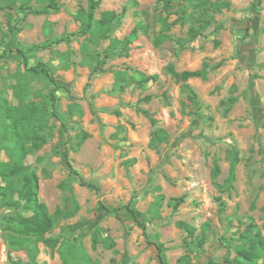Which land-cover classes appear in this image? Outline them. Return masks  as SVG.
I'll use <instances>...</instances> for the list:
<instances>
[{"label": "rangeland", "instance_id": "374dc122", "mask_svg": "<svg viewBox=\"0 0 264 264\" xmlns=\"http://www.w3.org/2000/svg\"><path fill=\"white\" fill-rule=\"evenodd\" d=\"M58 3L57 13H34L43 10L36 0H25L23 9L16 0L12 10H0V96L16 105L12 87L25 68L20 55L6 48L23 49L28 66L48 65L65 88L34 78L25 100L42 103L54 90L65 125L48 108L47 141L24 160L38 176L40 200L52 215L68 207L66 197L78 204L72 217L55 218L47 236L58 243L53 249L38 243L36 261L61 264L69 246L78 256L87 254L90 264H179L183 256L189 264H232L250 224L264 239V0L175 1L168 10L156 0H100L94 19L106 11L122 14L105 39L80 33L75 16L88 12V0ZM164 18L172 24L170 40L156 46ZM206 18L210 25L191 41L189 29ZM138 21L148 33L139 34L125 54L111 42L123 41ZM61 38L68 41L56 43ZM203 63L206 78L186 82L197 96L192 103L168 68L180 73ZM228 98L235 103L224 113ZM158 129L166 135L162 142L153 140ZM83 132L89 137L78 146ZM66 154L99 194L80 186ZM0 157L6 160L5 152ZM234 160L235 180L228 185ZM158 196L163 200L156 210ZM125 205L145 231L126 210L100 213L103 206ZM15 216L0 209V264L29 259L27 251H11L4 242V227ZM79 223L85 225L71 231ZM106 237L112 249L104 246ZM156 245L163 248L161 257Z\"/></svg>", "mask_w": 264, "mask_h": 264}, {"label": "trees", "instance_id": "16d2710c", "mask_svg": "<svg viewBox=\"0 0 264 264\" xmlns=\"http://www.w3.org/2000/svg\"><path fill=\"white\" fill-rule=\"evenodd\" d=\"M30 1V0H27ZM43 10L41 12L34 13H48L49 11L57 13L60 10L58 0H36ZM158 5H161L164 10L172 8L175 1L180 5L195 4L202 0H156ZM89 8L88 12H79L75 18L80 22V33L86 34L90 32L96 38H107L112 31L113 23L119 21L122 14H117L114 11H106L101 14L99 19H94V11L99 7L100 0H88ZM16 6V0H0V10H12ZM216 9L220 6L214 5ZM25 7V0H20L19 9ZM32 11L31 7H27ZM207 11H209L207 9ZM210 21L206 18L202 25L198 28L191 27L188 31L189 39L194 40L200 33L205 30ZM174 24V22H173ZM172 24L166 22L165 18L161 21L160 31L154 34V44L160 45L166 40H170V36L166 33L169 31ZM148 25L142 21H138L130 34L123 40H112L111 44H118L122 46L125 54L129 51V46L135 42L139 36L147 35ZM2 37H6L2 33ZM68 41L67 38H61L56 43ZM47 47V46H44ZM43 47V48H44ZM32 46V50L35 49ZM7 51H16L22 61H24V72L15 76V83L12 87L13 98L16 100V105H11L7 98L0 96V154L5 152L6 160H2L0 157V209L8 208L15 211L16 216L11 218L13 225L8 224L4 227V242L7 248L11 251L25 250L28 253L29 259L26 262L14 261L12 264H39L36 261L37 249L36 245L42 243L48 248H55L58 240L49 235L54 229V221L57 217L69 218L75 215L78 211V204L75 199L66 197L65 200L68 203V207L61 209L57 208L52 215L44 202L39 198V182L38 176L35 170L24 164V160L27 155L33 151L40 149L47 141L45 134H42L47 127L46 114L50 110V116L59 120L63 126L59 114L57 113L56 98L54 96V90L61 89L63 86L56 83L51 68L44 64L38 63L34 66H28L26 53L20 48H6ZM169 74L176 82L182 84L183 90L188 92V98L192 103L196 102L197 96L193 90L186 84L191 78L205 79L208 72V65L203 63L202 68L194 71L176 72L173 67L168 68ZM34 78L46 79L50 84L54 86L48 96H45V101L42 103L28 102L25 100L30 96L29 82ZM156 77H152L155 79ZM65 89V88H63ZM148 100L149 98H145ZM50 102V105H48ZM235 103L234 98H228L223 101V105H227L224 113H227L230 107ZM152 123L155 122L154 118L147 112L141 111ZM89 137V134L83 132L79 136L78 146ZM166 139V135L160 129L156 130L153 135V140L156 142H162ZM66 160L71 169V173L79 180V184L82 187L87 188L90 191L99 194L100 188L97 184L86 181L79 173L74 170L68 160L66 154ZM235 160L230 168L229 177L226 180V184L230 185L235 180ZM163 200V196H158L157 201ZM158 201V202H159ZM183 201L182 198L178 199L174 205V209ZM161 203H157V208ZM120 210H126L132 214L136 224L145 231V224L139 222L136 219L135 211L129 205H125L119 208H108L103 206V210H100L102 215L112 213L117 215ZM84 223H79L71 227V231L83 227ZM249 235H251L249 237ZM243 243L234 248L235 259L232 264H264V239L260 236L258 231H255V226L249 225L247 231L240 235ZM104 246L107 249L114 247V242L111 238L106 237L104 240ZM203 239H199L196 243L201 245ZM75 249V248H74ZM74 249L66 246L64 248L63 260L61 264H90V258L87 254L82 253L80 256L74 253ZM159 257H161L163 248L160 245H156ZM110 263H114L111 260ZM179 264H189V258L183 256L178 260ZM230 263V262H229Z\"/></svg>", "mask_w": 264, "mask_h": 264}]
</instances>
